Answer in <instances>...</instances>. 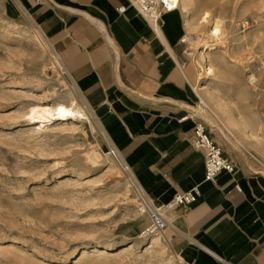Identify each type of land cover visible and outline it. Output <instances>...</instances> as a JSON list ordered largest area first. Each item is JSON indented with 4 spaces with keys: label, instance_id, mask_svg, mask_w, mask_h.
Here are the masks:
<instances>
[{
    "label": "rangeland",
    "instance_id": "1",
    "mask_svg": "<svg viewBox=\"0 0 264 264\" xmlns=\"http://www.w3.org/2000/svg\"><path fill=\"white\" fill-rule=\"evenodd\" d=\"M184 6L189 30L181 54L199 69L198 115L239 166L264 174V0ZM215 20L219 41L209 37ZM205 44L214 48L206 53L209 80L198 58ZM66 94L88 119H27L30 108L53 106ZM83 99L19 1L0 0V264H189L168 232L142 236L148 214Z\"/></svg>",
    "mask_w": 264,
    "mask_h": 264
},
{
    "label": "crops",
    "instance_id": "2",
    "mask_svg": "<svg viewBox=\"0 0 264 264\" xmlns=\"http://www.w3.org/2000/svg\"><path fill=\"white\" fill-rule=\"evenodd\" d=\"M18 1L145 192L164 204L199 186L194 204L167 214L173 250L189 264H264V174L225 149L235 172L207 182L192 146L203 101L181 54L185 11L165 13L155 33L128 0Z\"/></svg>",
    "mask_w": 264,
    "mask_h": 264
},
{
    "label": "built area",
    "instance_id": "3",
    "mask_svg": "<svg viewBox=\"0 0 264 264\" xmlns=\"http://www.w3.org/2000/svg\"><path fill=\"white\" fill-rule=\"evenodd\" d=\"M128 2L147 21L155 33L159 31L163 23V15L176 9L178 5L177 0H128ZM126 8V6H121L118 11L123 13ZM242 27L248 28L249 22H244ZM184 42L185 40H183ZM105 145L108 155L113 158L122 172L133 181L142 201L143 208L148 214L149 222L141 232L145 239L163 234L170 226L173 227L167 218V214L178 207L187 208L191 206L200 197V188L199 186H195L188 191L177 192L172 200L167 203H157L140 186L132 168L125 162L119 150L107 136L105 138ZM192 146L194 149L204 153L205 181L214 182L217 176L222 173L232 174L235 172L236 166L234 161L227 155L224 145L213 138L209 126L201 117H197L193 128Z\"/></svg>",
    "mask_w": 264,
    "mask_h": 264
},
{
    "label": "bare ground",
    "instance_id": "4",
    "mask_svg": "<svg viewBox=\"0 0 264 264\" xmlns=\"http://www.w3.org/2000/svg\"><path fill=\"white\" fill-rule=\"evenodd\" d=\"M177 1H178V5L176 9L180 6L182 10L185 11L184 3L187 0H177ZM207 18L208 16H205L202 21L207 22ZM222 36H223V33H222V28L220 26V22L217 20L213 21L212 28L209 31V37H211L215 41H219L222 38ZM204 47H205L204 51L199 53L198 58H199V61L205 65V68L203 70V78L205 80H209L214 76V70L210 65H208V62L206 59V53L207 51L213 50L214 48L207 44H205ZM199 90L201 91L202 87ZM66 95L68 96L67 98H63L62 101L54 104L53 106H34L30 108L29 112L27 113V119H29L30 121L39 120L38 122H45V123H50L53 119L67 120L70 118H74L80 122H83L82 121L83 119H88L87 113L85 111L86 109H84L83 107L79 105L76 97L71 94H66ZM228 132L231 133L230 131ZM248 135L249 133L246 136L249 137L250 135L249 136ZM168 230H174V228L170 226L167 230L164 231L163 234H165ZM157 241L158 239H153L152 243L154 244V242H157ZM117 246L118 245H108V248L111 249ZM75 255L76 253L73 254L72 256H75Z\"/></svg>",
    "mask_w": 264,
    "mask_h": 264
}]
</instances>
